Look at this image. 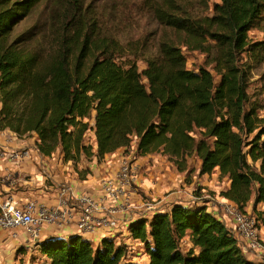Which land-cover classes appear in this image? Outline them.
<instances>
[{
    "label": "trees",
    "instance_id": "1",
    "mask_svg": "<svg viewBox=\"0 0 264 264\" xmlns=\"http://www.w3.org/2000/svg\"><path fill=\"white\" fill-rule=\"evenodd\" d=\"M40 2L0 0V131L34 135L37 152L60 154L78 180L135 139L138 155L159 152L180 172L196 156L199 175L226 179L220 197L243 212L264 202V107L248 94L251 70L264 63V38L249 37L264 35V0H219L211 15L207 0H146L165 32L151 46L119 41L82 0H55L47 40L12 39ZM188 52L203 64L189 69ZM91 130L95 148L85 140ZM226 219L203 204H173L98 244L73 235L35 245L47 264H257ZM130 243L145 263L127 258Z\"/></svg>",
    "mask_w": 264,
    "mask_h": 264
},
{
    "label": "rangeland",
    "instance_id": "2",
    "mask_svg": "<svg viewBox=\"0 0 264 264\" xmlns=\"http://www.w3.org/2000/svg\"><path fill=\"white\" fill-rule=\"evenodd\" d=\"M207 1L209 8L206 13L208 15H211L213 4L219 2V0ZM54 2L55 0H41V2L28 15V17H26L23 21L15 26L11 35L12 39L19 36L24 45H31L37 41H43V39L47 40L51 35L49 33L50 14L53 9ZM82 4L83 8L87 9L88 16L93 15V17L96 18L98 25H101L102 29H107L111 35H113L123 43L140 40L142 42L148 43V45L151 46L153 45V43L156 44L165 33L163 27L158 24V22L154 19V17L146 7V0H82ZM249 37L253 40H261L264 38V35L259 30L253 29L249 32ZM186 57L187 67L189 69H195L197 68V66L202 65L204 62V55L199 54L198 52H188L186 53ZM137 66L139 70H142L144 68V64L140 60H138ZM249 83L250 85L248 94L251 96V101H256L262 107H264V63L257 67H254L251 70ZM258 114L260 116H263L264 110H259ZM89 124L90 126H92L91 120H89ZM85 140L87 145L95 148V138L92 130L88 131L85 134ZM135 143L136 141L135 139H133L131 145L127 149L118 152V157H114V159H116L115 162L117 161V163L115 164L116 166H111V171H109V173L117 170L122 163L134 164V176L136 177L135 183L137 184V187H134H136L137 192L135 191L131 206L123 212L125 216H123L122 219L119 217V227L115 231L110 232L113 235L108 236L107 232L101 230L104 234L103 238L114 237L117 232L125 231V224L128 221L135 220L141 217L148 218L152 215V213L156 212L162 213V211L168 210V208L173 204H180L185 206H201L203 204L208 212H213L219 215L221 218L225 216V214L223 213V209L221 208L223 207L222 203L231 201H228L224 198H222L220 201L218 198H220V193L226 189V179L219 178V176L217 175L214 178L211 176H200L198 172L199 160L196 158V156H192L187 160L186 170L182 172L178 171L171 164H166V166L162 164L160 168L154 167L152 158L142 159V157L155 155H158L160 157L163 156L160 155L159 152L148 154L146 156H140L136 152ZM31 147L32 146L27 145L26 150H33ZM59 161V156L54 155V157H49L47 159H43L42 161L38 160L36 161L37 163H34L38 171L41 170V173L42 169L45 170V172L42 174L44 175V178H46V180L44 181V187L41 188V191L46 196L53 194L54 192V189H51L49 187L50 184H48V181H50V178L48 177L51 172L54 173V170H51L50 172H48L49 170L46 171V165L49 167L50 164H57V162ZM111 161L113 160L110 158L109 163ZM139 161L143 162L144 164H141ZM102 163L107 164L105 162V159L102 160ZM65 164L66 165H62V170H60V168L58 169L60 170V173L66 174L68 177L72 175L74 176V179L76 181L82 183L88 180V178H91L89 175L87 176L86 180H78L73 166L69 163ZM77 170H82V164H78ZM154 175H159L162 179L164 176L169 180V182H172V184L175 182L178 184L177 186H174L167 182L164 186V184L162 183L164 187H168L167 190L165 189L163 193H159L156 191L154 194V185L152 184V187L148 185L147 189H149V192L146 193L144 191H141V180L143 178L145 179L148 176ZM104 176H107V174H103V177ZM147 181H149V179ZM153 182L155 183V181ZM211 187L212 189H210ZM75 188L78 191L86 193H94V190H98V188H95L94 190L89 188V190H86L88 187L82 188L80 186H77ZM197 200L200 201L198 202ZM208 201H213V203L215 204V209L212 208V205H208ZM147 205L151 206L154 210H148L146 207ZM234 205L239 211L243 212L238 208L236 204ZM151 211L154 212L150 213ZM263 211L264 202L261 205H257L256 207H254L252 203H249L245 209V212L248 213L249 217L256 221V244L258 245V247L256 249L249 248L247 245L243 244V241L240 238H238L240 246L246 258L257 264H264ZM13 232L17 233V236L19 238H23L25 236L23 230L21 229H17ZM121 234L122 233H118L116 236H120ZM6 240V243L9 242V237L6 238ZM16 241V239L13 240L14 244H10L12 241L7 243V245H10V247L6 249L3 247V245L0 244V248L2 249L0 251V264H47V261L42 258L39 253H36L34 249L31 251L30 247L27 246H32V243L18 242L17 245H15ZM119 242L122 241H118V243ZM128 250L129 251L127 254V258H130L133 262H146V256L144 255V251H142L141 245L130 243L128 244Z\"/></svg>",
    "mask_w": 264,
    "mask_h": 264
},
{
    "label": "built area",
    "instance_id": "3",
    "mask_svg": "<svg viewBox=\"0 0 264 264\" xmlns=\"http://www.w3.org/2000/svg\"><path fill=\"white\" fill-rule=\"evenodd\" d=\"M34 154L36 161L49 158L42 157L37 150ZM4 156L5 159L18 164L30 154L28 150H25ZM133 165L122 163L117 170L101 177L97 186L98 190L94 193L78 191L76 186L58 181L49 185L51 189H54L53 194L45 195L42 199L22 200L10 195L5 196L0 199V235H4L0 244L1 241L5 244L8 237L9 242L19 239L17 233L13 232L17 229L23 230L27 238L37 243L43 229L57 223L74 224L77 231L86 237L99 230L107 232L108 236L113 235L110 232L119 227V217L131 206V197L137 191ZM47 170L49 169L46 165ZM44 172L45 170L42 169V173ZM208 205H212L215 209L213 201H208ZM151 206L146 207L148 210H154ZM222 206L223 213L227 220H230L235 235L243 241V244L256 249L258 247L256 221L250 218L247 212L239 211L231 202L222 203ZM152 212L154 211L150 213Z\"/></svg>",
    "mask_w": 264,
    "mask_h": 264
},
{
    "label": "crops",
    "instance_id": "4",
    "mask_svg": "<svg viewBox=\"0 0 264 264\" xmlns=\"http://www.w3.org/2000/svg\"><path fill=\"white\" fill-rule=\"evenodd\" d=\"M31 137H29V138L24 137L25 139L24 138L18 139L9 131H0V199L4 198L7 195L14 196L15 198H19L22 200L23 199H42L43 197H45V194L42 193L41 188L44 187V181L46 180V178H44V175L40 171H38L37 167L34 165V163H37L35 160V154H34V151L36 150V147H35L36 137L35 136H33L32 138ZM27 145L32 146L31 148L33 150H28L30 156H26L23 159V161L19 162L18 164L17 163L15 164L14 162H12L10 160L5 159L4 155H7L8 153L25 151L27 149L26 148ZM123 150L124 149H121V150H118V151H116L110 155H107L105 157V162L107 164L101 163V164L97 165L96 163L91 162L89 164V167L91 169V175H90L91 178H88V180H86L83 183L76 181L74 179V176H72V175H70V177H68L66 174H62L59 172L63 168L62 165H66L65 163H62L61 160L59 162H57V164H50L48 167L49 172L51 170H54V173L51 172V174L49 175L48 178H50V181H48V184L55 183L58 181H61V182L65 181V182H68L69 184H71L72 186H76V187L80 186L82 188L88 187L86 190H89V188L94 190L95 188H97L98 183H99V179L101 177H103V174H109V171H111L110 170L111 166H113L117 163V161L115 162L116 159H114V157H118V152H121ZM58 156H59V158H61L60 154ZM110 158L113 161H111L109 163ZM143 158L144 159L152 158V163H154V167H157V168H160V166L162 164H164V166H166V164H169L165 161V159L163 157H160L158 155L142 157V159ZM139 162L141 164H144L141 161H139ZM60 163H62V164H60ZM59 168H60V170H58ZM216 175H217V172L214 171L211 174V177L214 178V177H216ZM160 177L161 176H159V175H154V176H148L145 179L143 178L141 180L142 186H141L140 190L147 193V192H149V189H147L148 185L150 187H152L151 186V184H152V185H154L153 186V188H154L153 193L154 194L156 191L159 193H163L164 190L165 189L167 190V188H168V187H164V186L166 185L167 182H169V180L167 178H165L164 176H163V179L165 178L164 180ZM206 177H208V176H206ZM148 179H149V181H147ZM153 181H155V183ZM162 183L164 184V186L162 185ZM169 184H172V182H169ZM177 184L178 183L175 182L172 185L177 186ZM228 185H229V182L227 181L226 188L228 187ZM210 189H212V187ZM94 191H96V190H94ZM170 196H173V195H170ZM133 197L134 196L131 197L132 200H133ZM218 199L221 201L222 197H220ZM261 204H259V205H261ZM169 208H168V210H169ZM168 210H166V211H168ZM166 211H163V212H166ZM123 216H125V215L122 214L120 216V218L122 219ZM73 235H80V236L86 238L87 240L93 242L94 244H98L100 242V240L104 237L103 231H101V230L97 231L93 235H90L89 237H86V236L81 235L77 231L74 224L63 225L61 223H57L54 225H49L46 228H44L43 232L41 234V238L39 240H43V239H46L49 237L67 238V237L73 236ZM3 236L4 235H0V238L2 239ZM125 237H126L125 233H123L118 237L119 239H117L116 241L118 242V241H120V239L122 241H126ZM16 240L17 241H16L15 245H17L18 242L32 243V246L27 245L28 247H30V250L32 251L34 249V251L36 253L39 252L37 250L36 245H35L36 242L30 240L29 238H27V236L26 237L24 236L23 238H19ZM1 244L3 245V247L5 249L10 247V245H7V243L4 244V241H1ZM10 244H14V242L12 241Z\"/></svg>",
    "mask_w": 264,
    "mask_h": 264
}]
</instances>
